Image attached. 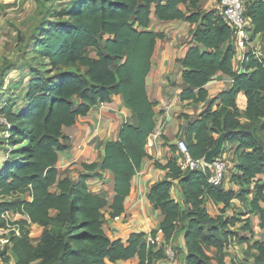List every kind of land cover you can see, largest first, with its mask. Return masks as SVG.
<instances>
[{"label":"trees","instance_id":"16d2710c","mask_svg":"<svg viewBox=\"0 0 264 264\" xmlns=\"http://www.w3.org/2000/svg\"><path fill=\"white\" fill-rule=\"evenodd\" d=\"M68 1L54 12L36 41L33 53L42 59L37 63L42 69L34 65L32 77L27 80V102L16 110L10 103L0 108L8 124L4 141L17 147L8 150L0 167V195L13 197L0 200V223L4 224L1 214L5 211L20 213L31 221L29 225L22 220L21 236L12 238L15 264H33L36 260H41L40 264H118L134 258L138 264H155L166 258L165 249L147 247L145 233L132 234L127 244L106 234L104 209L108 202L88 186L100 164H84L86 173L77 181L62 177L57 168L60 153L70 150L63 129L73 127L92 107L109 103L119 95L136 122L123 124L118 138L105 147L101 169L111 171L115 182L111 218L125 212L133 180L148 158L157 169L167 171L166 178L153 184L147 194L150 203L164 215L160 229L166 242L181 231L187 249L185 264H212L210 249L216 250L217 264H226L227 251L235 237L230 227L238 220L214 217L205 204L211 200L228 209L238 196L236 191L211 185V170L183 172L177 165V156L163 165L147 151L158 125V103L151 99L146 79L157 41L166 37L164 32L147 30L153 7L161 21L185 20L197 25L190 37L194 46L179 60L187 86L180 94L182 102H206V85L218 73L233 79L230 90L209 101L200 118L181 130L194 159L204 158L218 138L229 133L225 144L235 145L237 159L229 174L231 182L250 187L238 198L245 201L246 194L253 195L251 206L262 229L264 58L246 54L244 71L240 73L234 66L237 52L233 29L218 10L203 11V0ZM246 15L254 26L252 38L264 36V0H248ZM90 49L95 50V56L89 54ZM242 93L247 99L245 110L237 104ZM161 138L167 141L165 136ZM171 147L177 155V146ZM175 181L185 199L184 207L171 196ZM25 193L31 194V202L21 197ZM32 225L42 229V240L37 245L30 238ZM243 229L250 231V224ZM239 237L241 243L248 242L246 236ZM249 247L255 264H264V241ZM0 255L5 252L0 251Z\"/></svg>","mask_w":264,"mask_h":264},{"label":"crops","instance_id":"0c3cea01","mask_svg":"<svg viewBox=\"0 0 264 264\" xmlns=\"http://www.w3.org/2000/svg\"><path fill=\"white\" fill-rule=\"evenodd\" d=\"M206 0H203L205 2ZM217 6L211 10H218V1L215 0ZM201 3V5H202ZM197 25H191L185 20L161 21L155 14L153 7L151 14V23L147 28L153 32H164L167 37L157 41L156 50L152 59V69L146 79L147 91L151 99L158 103L155 108L156 119L158 122L157 128L160 127L162 135L167 141L162 138L149 144L147 147L148 153L161 164L166 165L167 160L173 156L172 147L177 146L179 139L184 138L181 128L187 127L193 120L199 119L205 111L209 101L215 99L221 92L228 91L232 88L233 79L230 76L218 73L206 85L209 93L208 100L204 103L182 102L180 94L187 87L182 79L183 68L179 60L184 58L187 51L194 44L180 45V39L183 34H177V28L188 29L190 34L196 29ZM264 37L258 35L254 40ZM256 45V41L253 46ZM250 49L245 53L248 54ZM244 55L236 53L234 66L243 73ZM239 63V65H238ZM180 68L179 76L173 79V69ZM237 104L241 110L247 107V99L242 93L238 96ZM136 122L132 110L126 106L122 96L113 97L112 101L104 105H96L91 108V111L86 116L78 118L77 123L70 128L65 127L63 134L66 137L65 144L70 145L68 152L60 153L57 168L62 177H67L72 180H79L80 175L86 173L84 164L98 163L100 167L93 172L94 175L100 174L99 177H91L88 181L89 189L94 194L104 195L108 205L104 209L105 213V232L112 240H122L127 244L132 234L145 233L146 236L153 231L160 229L164 221L162 212L150 203L147 194L153 184L162 181L166 178L167 171L157 169L154 161L146 158L142 162L140 172L133 180L132 193L126 198L125 212L117 218H111V205L115 198V182L111 171H103L101 164L105 155L106 144L118 138L119 131L123 124ZM156 128V129H157ZM225 147V146H224ZM223 147V150H224ZM235 148V145H234ZM233 148V149H234ZM222 150V153L224 151ZM221 155V154H220ZM235 155V154H234ZM177 156V155H176ZM236 158V156H235ZM4 158L0 161V167L3 164ZM237 163L235 159L234 164ZM230 180V177H229ZM178 181L174 182L171 190V196L181 206L184 207L185 199L179 192ZM233 189V188H232ZM228 188V190H232ZM53 191L56 189L53 188ZM26 201H32L30 193H25L21 196ZM219 204L220 207V203ZM214 206L211 200H206V206ZM11 214H15L12 212ZM27 216H23L26 220ZM32 229H38L40 235L42 229L38 226H33ZM181 232V231H180ZM33 234V233H32ZM176 236V235H175ZM174 238L169 243H174ZM184 233L182 232V243L184 258L186 256V246ZM242 243L241 246H243ZM212 251H216L212 249ZM216 253V252H214ZM139 260L134 258L128 261H123L118 264H138ZM155 264H176L170 263L167 260L155 262Z\"/></svg>","mask_w":264,"mask_h":264},{"label":"rangeland","instance_id":"374dc122","mask_svg":"<svg viewBox=\"0 0 264 264\" xmlns=\"http://www.w3.org/2000/svg\"><path fill=\"white\" fill-rule=\"evenodd\" d=\"M68 0H0V108L8 103L12 104L16 109L24 105L27 93V80L35 68L34 65L41 62L33 53L36 47V41L41 35L42 27L53 19L54 12L60 11L68 4ZM215 0H206L200 6L203 11H209L217 6ZM177 34H183L179 40L180 45L189 44L191 34L189 30L177 28ZM167 37V35H166ZM256 41V49L261 58H264V37ZM89 54L95 56V50L90 49ZM45 61V60H43ZM239 65V63H238ZM42 69L41 65L36 66ZM50 69V68H48ZM69 70V69H68ZM71 70V69H70ZM180 68L173 69V79L179 76ZM0 119L1 115H0ZM6 124L0 120V161L8 157V150L17 148L8 145L4 139L8 136L5 132ZM160 139L162 137V130ZM224 154L228 162V172L233 170L235 155L234 145L225 144ZM174 154V152H173ZM176 156V154H175ZM1 164V162H0ZM264 180V177H261ZM225 189L228 188L236 191L237 195L241 192L248 191L250 187L234 184L230 180H226ZM235 198L230 208H225L223 204L216 203L214 206H206L208 212L214 216H223V218L234 217L238 220L235 226L230 227V231L234 233L231 246L228 248L226 264H255L254 252L250 249L256 241H264V228L260 227V218L253 211L251 206L252 194H246V200L242 201ZM0 200H9L7 197L0 195ZM250 224V231H244L243 227ZM33 235L30 236L34 245L42 240L38 229H32ZM239 236H246L248 242L242 245ZM182 232H178L175 236L174 243H169L168 247L174 250L175 258L170 263L185 264V258L182 243ZM1 252H5L4 256L0 255V264H15L16 258L11 247H6ZM216 251L209 250L212 264L216 262ZM41 260H36L33 264H40Z\"/></svg>","mask_w":264,"mask_h":264},{"label":"built area","instance_id":"2783aa9c","mask_svg":"<svg viewBox=\"0 0 264 264\" xmlns=\"http://www.w3.org/2000/svg\"><path fill=\"white\" fill-rule=\"evenodd\" d=\"M218 1V11L223 16L227 24L234 31V41L236 52L242 53L243 55L247 53L250 49L256 58H261L260 54L257 52L256 46H253L255 40L252 38V33L254 31V26L251 19L246 15V4L248 0H217ZM245 59V55H244ZM102 103L101 105H104ZM2 118V117H1ZM4 121L6 125L7 122L3 118L0 119ZM8 135V134H7ZM161 136L160 130L158 128L150 137L149 144L154 143L159 140ZM177 165L181 168L183 172L188 171H202L207 170L212 171V175L209 179V183L214 187H225L226 180L229 179L228 172V162L226 160V154L219 155L213 162L209 165L205 162V157L202 159H194L189 151L188 144L184 138H181L177 142ZM22 196V195H21ZM13 197H9V200ZM11 211H5L1 214V220L4 221L2 225L0 223V251L6 247L13 248L12 238L20 237L22 234L21 221L24 220L20 213L11 214ZM25 217V216H24ZM28 224L31 225L29 218H26ZM30 226V236L32 234V227ZM145 243L147 247H152L155 251L160 249H165V260H174L175 254L174 250L168 247L166 244L164 232L162 229H158L156 234L152 233L145 237ZM231 246V244H230ZM229 246V247H230Z\"/></svg>","mask_w":264,"mask_h":264},{"label":"water","instance_id":"95a60500","mask_svg":"<svg viewBox=\"0 0 264 264\" xmlns=\"http://www.w3.org/2000/svg\"><path fill=\"white\" fill-rule=\"evenodd\" d=\"M228 134L229 133H224L218 138L216 146L211 149L205 156L206 163H208L209 165L213 164L214 160L222 153L225 139Z\"/></svg>","mask_w":264,"mask_h":264}]
</instances>
